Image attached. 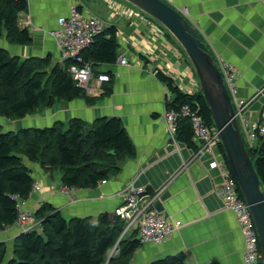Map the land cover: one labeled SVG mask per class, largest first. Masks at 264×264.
<instances>
[{
  "label": "crops",
  "instance_id": "obj_1",
  "mask_svg": "<svg viewBox=\"0 0 264 264\" xmlns=\"http://www.w3.org/2000/svg\"><path fill=\"white\" fill-rule=\"evenodd\" d=\"M184 16L198 30L213 57L231 62L240 73L238 96L257 97L249 108L255 117L264 103V0H163ZM29 10L20 15L22 27L33 36L30 46L11 45L0 40V46L20 58L45 57L52 54L59 62L54 38L47 32L58 28V19L67 16L72 5L84 15H93L118 29L119 55L128 66L119 64L93 68L89 99L58 100L42 108L28 127H51L81 119L86 124L103 117L120 118L136 155L120 173L96 188L60 192L61 176H50L38 165L30 164L39 189L24 208L36 212L41 203H50L67 218H93L115 213L121 200L116 194L130 182L152 192V210L171 222L183 226L163 244L143 245L130 264L186 255V264H244V238L236 215L226 208L221 194L223 177L214 168L216 152L195 150L169 140L162 115L166 100L173 99L168 85L158 76L161 71L173 79L184 92L199 91L200 84L186 63L184 50L151 18L120 0H28ZM46 32V33H45ZM111 72V82L101 86L97 71ZM110 86L112 92L106 94ZM93 100L88 102L87 100ZM177 148V149H176ZM29 165V166H30ZM16 235L20 234L19 228ZM133 231L129 232L132 233ZM138 238V237H137Z\"/></svg>",
  "mask_w": 264,
  "mask_h": 264
},
{
  "label": "trees",
  "instance_id": "obj_2",
  "mask_svg": "<svg viewBox=\"0 0 264 264\" xmlns=\"http://www.w3.org/2000/svg\"><path fill=\"white\" fill-rule=\"evenodd\" d=\"M28 10V0H0V40L18 46L33 43L31 30L20 24V15ZM119 50L118 29L109 26L94 38L83 57L93 68L105 67L116 64ZM186 61L190 63L187 56ZM73 64L74 60L55 62L52 54L22 59L0 46V117L23 119L58 100L89 99L69 72ZM157 76L174 97L167 100L168 109L178 110L188 104L208 125H214L201 88L187 93L163 72L158 71ZM104 92L109 95L111 87ZM177 139L190 148H199L188 119L179 122ZM246 148L264 187V142L257 149L247 145ZM220 149L225 156L222 146ZM135 155V147L117 117L99 118L91 125L74 118L68 127L56 122L51 127L19 131H3L0 126V230L15 224L18 199L28 200L32 194L36 179L30 164L38 165L50 176L58 171L64 188L92 189L120 173ZM147 195L153 194L147 190ZM35 217L41 221L42 230L19 234L9 260L7 247L0 243V264H130L143 246L137 231L122 237L127 225L116 214L113 217L111 213H102L97 219H67L60 210L44 202ZM118 242L119 253L109 260V252ZM150 264H186V255L168 256Z\"/></svg>",
  "mask_w": 264,
  "mask_h": 264
},
{
  "label": "built area",
  "instance_id": "obj_3",
  "mask_svg": "<svg viewBox=\"0 0 264 264\" xmlns=\"http://www.w3.org/2000/svg\"><path fill=\"white\" fill-rule=\"evenodd\" d=\"M106 28L104 21L93 15H84L79 6L72 5L69 14L59 17L58 28L51 32L56 42L60 63L74 60L69 72L76 81L77 86L82 88L87 95L94 93V89L91 86L94 74L92 64L84 60L83 52L90 47L94 38ZM116 63L121 66H128L127 58L122 55H119ZM217 66L222 73L233 102L236 119L245 146L247 145L249 149H257L258 144L264 142V103L255 117H252L247 110L248 104L245 101L236 100L235 106L232 93L236 91L235 75L237 70L223 59L220 60V65L217 63ZM96 81L99 86L105 82H110L111 77L107 70L99 74ZM260 96H262L261 91L254 95L252 101L254 102ZM182 119L190 121L194 142L199 147V150L216 152L217 158L213 167L221 171L223 177L220 190L222 200L226 208L236 215L239 229L244 238V264H262L263 258L259 234L250 207L241 194L238 182L231 172L226 156L221 152L220 147L222 145L218 130L215 125H208L190 105L185 104L178 110H170L167 108L166 101V110L162 115V121L166 126L170 142L175 146L178 144L177 130ZM38 189V183L35 181L30 198ZM71 190L76 189L61 187V192L65 195H68ZM153 196L147 195V190L143 187L135 186L134 182H130L116 194V197L120 198L121 204L116 209L115 214L125 221L127 225L122 237L127 232L137 231L138 239L143 245H160L180 230L183 226L181 222H171L163 215L152 210ZM26 202L27 200L18 199V218L14 226L19 228L21 233L34 230L41 231L42 228L36 227L31 221V216L34 212L24 208ZM119 242L115 246V252H118Z\"/></svg>",
  "mask_w": 264,
  "mask_h": 264
},
{
  "label": "water",
  "instance_id": "obj_4",
  "mask_svg": "<svg viewBox=\"0 0 264 264\" xmlns=\"http://www.w3.org/2000/svg\"><path fill=\"white\" fill-rule=\"evenodd\" d=\"M125 1L161 24L178 42L189 59L205 97L211 119L219 132L231 172L250 207L259 234L264 264V187L245 146L233 102L213 55L194 25L182 12L163 0ZM112 215L114 217L115 213Z\"/></svg>",
  "mask_w": 264,
  "mask_h": 264
},
{
  "label": "rangeland",
  "instance_id": "obj_5",
  "mask_svg": "<svg viewBox=\"0 0 264 264\" xmlns=\"http://www.w3.org/2000/svg\"><path fill=\"white\" fill-rule=\"evenodd\" d=\"M122 3L124 4H127L131 7H134L132 6L130 3H128L127 1L125 0H120ZM137 9V8H136ZM138 10V9H137ZM138 12L142 13L140 10H138ZM143 15L151 18L150 16H148L147 14L145 13H142ZM152 19V18H151ZM101 20V19H100ZM154 20V19H152ZM155 21V20H154ZM156 22V21H155ZM157 24H159L158 22H156ZM164 30L165 28L159 24ZM56 30V29H55ZM54 30L52 31H49L47 33H49L51 36H52V33ZM166 31V30H165ZM46 33V32H45ZM53 37V36H52ZM3 40V39H2ZM203 41V40H202ZM204 42V41H203ZM205 43V42H204ZM185 53V52H184ZM215 58V57H214ZM223 59L225 60L226 62L230 63L231 65H233L231 62H229L228 60L222 58V57H219L218 58H215L216 62L220 65V60ZM187 63V62H186ZM188 66H190L191 70L194 72V70L192 69L190 63H187ZM234 66V65H233ZM235 67V66H234ZM236 68V67H235ZM237 72H236V75H235V86H236V91L235 93H232V98L234 99V102H235V106H236V100H243L245 101L248 106H247V110L249 111V108L250 106L253 104V98H249V99H243V98H240L238 96V88H237V78L240 76V73L238 72V69L236 68ZM94 74V73H93ZM195 74V72H194ZM99 75H97L98 77ZM96 77V78H97ZM195 77L196 74H195ZM93 88V87H92ZM168 100V99H167ZM166 100V101H167ZM169 101V100H168ZM45 108V107H44ZM42 108H40L39 110H37L35 113L23 118V119H18V120H10V119H6V118H2L0 117V126L3 128V131H19L20 129H25V128H28V125H30V123L33 122L34 120V117L35 115L41 110ZM247 140V139H246ZM179 142V141H178ZM260 145V144H258ZM55 177H58L59 174H58V171H55ZM63 187V186H62ZM72 191V190H71ZM60 192H61V188H60ZM62 194H64L63 192H61ZM31 221L33 222V224L36 225V227H39V228H42L41 226V221L40 220H37V218L35 217V213L32 214L31 216ZM15 226H11V227H7L3 230H0V243L1 244H4L6 247H7V254H6V260H9L12 256H13V253H14V247H15V239L16 237L18 236V234L16 235L17 233V230L13 231V230H10L12 228H14ZM17 228V227H16ZM116 246V245H115ZM115 246L110 250L109 252V260H110V257L112 258L115 257L119 252H115ZM132 260V259H131ZM7 262V261H5ZM109 261L106 262V264H108ZM131 262V261H130Z\"/></svg>",
  "mask_w": 264,
  "mask_h": 264
}]
</instances>
